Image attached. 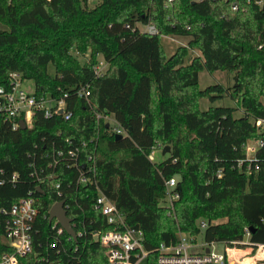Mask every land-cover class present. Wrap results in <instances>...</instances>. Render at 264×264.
Listing matches in <instances>:
<instances>
[{
  "label": "trees",
  "instance_id": "1",
  "mask_svg": "<svg viewBox=\"0 0 264 264\" xmlns=\"http://www.w3.org/2000/svg\"><path fill=\"white\" fill-rule=\"evenodd\" d=\"M86 2L0 0V87L7 89L8 74L17 72L32 82L35 95L65 93L70 112L64 119L35 110L24 129H11L0 116V208L30 196L37 210L31 250L17 264L106 263L91 232L112 227L91 206L95 186L75 182L86 154L93 156L98 189L127 226L142 231L149 250L144 264H156L152 249L173 243L177 231L197 235L199 222L205 223L206 242L238 243L246 229L248 243H264V87L255 91L237 73L229 88L197 87L201 69L244 70L250 79L255 73L264 79L263 10L245 0H97L92 7ZM138 24H151L157 32ZM164 34L190 36L198 58L184 65L177 50L166 56ZM71 49L88 52V59L78 62ZM97 55L105 64L100 75L94 70ZM81 88H87L86 98L78 95ZM225 93L241 116L233 117L231 106H196L199 97L213 101ZM94 112L111 113L126 136L115 140ZM253 136L260 145L247 160L244 144ZM156 137L170 147L159 161H150ZM69 150L76 154L69 156ZM170 175L177 177L178 198L168 213L163 178ZM60 200L74 240L64 231L56 234L47 221L48 208ZM3 222L0 213V253L6 250Z\"/></svg>",
  "mask_w": 264,
  "mask_h": 264
},
{
  "label": "built area",
  "instance_id": "2",
  "mask_svg": "<svg viewBox=\"0 0 264 264\" xmlns=\"http://www.w3.org/2000/svg\"><path fill=\"white\" fill-rule=\"evenodd\" d=\"M245 2L253 3L264 11V0H245ZM230 8L236 10L237 3L232 1ZM141 30L149 34L157 32L151 24L142 26ZM104 67L105 64L101 67L97 61L94 70L100 75ZM22 82L23 80L17 72H10L8 74V88L0 87V116L8 122L11 129L19 128V120L23 121L25 128L29 127L35 110H41L44 117H50L52 114H60L64 119L70 117V112L65 109L63 99L65 93L58 98L48 94L35 95L33 91H25L22 88ZM78 95L86 98L88 95L87 88H81ZM59 110L61 112H58ZM94 116L114 135L126 136V130L111 113L94 112ZM256 123L258 124L259 121ZM65 142L69 143L68 139H65ZM259 145V139L253 143L245 142L247 160L251 159ZM78 147H74L75 150ZM75 150H69V156H74ZM56 153L61 154V151L58 149ZM153 155L154 151L150 150L147 158L152 161ZM78 165L81 169L75 179L76 184L89 183L95 186L97 194L93 198L91 206L98 210L105 223L112 227L104 231L91 232V237L104 249L105 264H144L149 250L143 246V233L140 229L127 226L123 214L98 189L95 183V163L92 154H86L78 161ZM13 179V175L9 177V180ZM54 187L59 188L58 183H55ZM163 188L164 205L168 212H172L173 201L178 198L177 177L170 175L163 178ZM36 212L35 201L30 196L17 199L8 208H0V213L4 215L1 240L6 247V250L0 253V264H17L18 257L30 252V231ZM48 223L51 224V228L55 229L56 234L63 231L59 225L56 226L55 219ZM204 225V222H199L201 230ZM201 230L195 236L177 231L176 240L173 243L160 242L152 249L156 252V264H264V243H248V230L245 229L244 231L245 239L243 237L242 241L232 244L217 241L206 242L202 238ZM198 238L200 239L198 240ZM218 243L222 244L221 251L216 250Z\"/></svg>",
  "mask_w": 264,
  "mask_h": 264
},
{
  "label": "rangeland",
  "instance_id": "3",
  "mask_svg": "<svg viewBox=\"0 0 264 264\" xmlns=\"http://www.w3.org/2000/svg\"><path fill=\"white\" fill-rule=\"evenodd\" d=\"M97 0H87L86 5L87 7H92L95 5ZM5 28V26L0 22V29ZM138 28H142L141 25L138 24ZM191 39L190 36H182V35H173V34H164L160 36V44L162 46V50L164 51V54L166 56H169L171 53H173L175 50H177L179 53L182 54V62L183 64H189L193 59L198 58L199 56V51L197 50V47L195 44H192V41H189ZM70 52L72 55L76 57L78 62L82 63L88 59V52H85L83 54H76L74 49H71ZM99 66L103 67L104 63L100 57V55H97L96 57ZM46 71L50 75L53 74V67L51 64L46 65ZM238 74L240 77L244 79L245 82H247V86L254 88V90H260L261 87H264V79L261 75L255 73V76L253 78H249L247 73L244 70H214L212 72H207L205 69H201L197 72V87L199 89L204 88L207 85L214 84V83H219L223 87L229 88L231 87L232 83L234 82L233 76L235 74ZM22 88L25 91H32L33 90V84L30 80H23L22 82ZM260 100H263L262 97H259ZM197 108L200 110H205L206 108L210 106H231L235 107V110L233 111V117H239L243 113L240 109L237 108L236 103L234 100H232L226 93L225 95L222 94L219 98L214 99L213 101H209L205 97H199L197 98ZM174 118L178 122V117L176 115V112H174ZM157 125V119L154 118L153 120V126L155 127ZM259 125V123H258ZM153 127V128H154ZM262 126L260 125L259 128ZM179 129H174V134L177 132L178 134ZM185 133V130H179V134L182 136ZM189 135V133H188ZM258 138L256 136H253L248 140V143H253L255 140ZM186 145V142L184 143V146ZM164 146L170 147V145L163 139L157 138L155 139L154 143V161H159L162 156L161 150L163 149ZM169 151V150H168ZM117 156H120V154H116ZM168 212V211H167ZM171 213V212H168ZM244 239L246 236H243ZM200 238H198L199 240ZM216 250L221 251L222 250V244L218 243L216 245Z\"/></svg>",
  "mask_w": 264,
  "mask_h": 264
},
{
  "label": "water",
  "instance_id": "4",
  "mask_svg": "<svg viewBox=\"0 0 264 264\" xmlns=\"http://www.w3.org/2000/svg\"><path fill=\"white\" fill-rule=\"evenodd\" d=\"M58 112H61V110H59ZM18 124H19L20 129L25 128L23 121L19 120ZM120 138L122 137L119 134L114 135L115 140H118ZM168 150H169L168 146H164L163 149L161 150V154L168 152ZM36 189L38 192H41L39 186H36ZM62 204H63V201L60 200L50 205L47 211V221L50 222L52 219H55V221L62 228V230L74 240L76 238V235L70 224V219L65 214V210L62 207Z\"/></svg>",
  "mask_w": 264,
  "mask_h": 264
}]
</instances>
